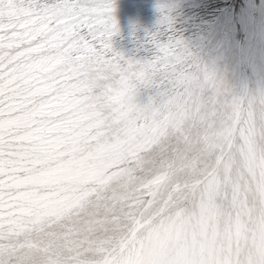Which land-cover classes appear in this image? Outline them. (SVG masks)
Segmentation results:
<instances>
[{
	"label": "snow or ice",
	"instance_id": "1",
	"mask_svg": "<svg viewBox=\"0 0 264 264\" xmlns=\"http://www.w3.org/2000/svg\"><path fill=\"white\" fill-rule=\"evenodd\" d=\"M157 8L134 60L114 0H0V264H264V88Z\"/></svg>",
	"mask_w": 264,
	"mask_h": 264
},
{
	"label": "rangeland",
	"instance_id": "2",
	"mask_svg": "<svg viewBox=\"0 0 264 264\" xmlns=\"http://www.w3.org/2000/svg\"><path fill=\"white\" fill-rule=\"evenodd\" d=\"M163 5L175 29L240 91L264 88V0H114V50L146 58Z\"/></svg>",
	"mask_w": 264,
	"mask_h": 264
},
{
	"label": "clouds",
	"instance_id": "3",
	"mask_svg": "<svg viewBox=\"0 0 264 264\" xmlns=\"http://www.w3.org/2000/svg\"><path fill=\"white\" fill-rule=\"evenodd\" d=\"M29 262L28 264H43V258L41 255L35 251L28 254Z\"/></svg>",
	"mask_w": 264,
	"mask_h": 264
}]
</instances>
